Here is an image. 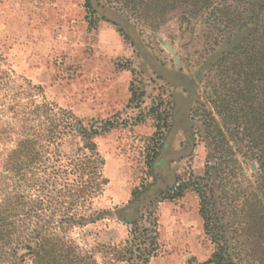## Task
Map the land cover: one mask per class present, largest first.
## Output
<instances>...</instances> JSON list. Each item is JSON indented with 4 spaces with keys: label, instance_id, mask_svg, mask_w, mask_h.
<instances>
[{
    "label": "rangeland",
    "instance_id": "obj_1",
    "mask_svg": "<svg viewBox=\"0 0 264 264\" xmlns=\"http://www.w3.org/2000/svg\"><path fill=\"white\" fill-rule=\"evenodd\" d=\"M90 3L89 11L84 0H0V70L40 85L45 101L104 129L92 141L106 183L76 207L84 216L70 229L81 254L97 264H127L101 246L121 245L130 222L152 212L158 239L147 264L207 260L214 243L203 230L198 195L163 198L177 179L207 174L209 231L228 241L236 264H264L263 175L246 140L228 136L213 93L224 91L227 53L260 26L264 0ZM157 113L169 114L166 126ZM156 132L162 139L147 173ZM83 145L79 136L66 137L62 161ZM49 222L21 221L14 243Z\"/></svg>",
    "mask_w": 264,
    "mask_h": 264
},
{
    "label": "trees",
    "instance_id": "obj_2",
    "mask_svg": "<svg viewBox=\"0 0 264 264\" xmlns=\"http://www.w3.org/2000/svg\"><path fill=\"white\" fill-rule=\"evenodd\" d=\"M84 2L90 11V0ZM253 35L257 37L253 39ZM227 55L230 59L224 72V91L213 92L217 112L227 127L228 136L246 140L250 145V157L256 159L263 175L264 193V14L260 26ZM13 75L0 70V264H97L92 255L81 254L70 229L81 225L75 220L84 216L76 207L106 183L102 175L104 159L92 141L104 129L84 125L70 112L45 101L40 85L23 77L22 81L17 80ZM39 97L41 101L35 104ZM134 97L132 92L131 100ZM160 104L154 108L156 112ZM28 107L31 110L27 111ZM157 114L156 118H162L166 126L169 114L165 113L164 117ZM68 136H79L84 145L67 157V161H62L58 147ZM153 139L154 145L145 155L147 173L158 153L162 133L156 132L150 138ZM40 172L47 176L41 182ZM206 176L177 179L163 198H181L186 191L193 190L199 198L203 230L211 234L214 243L210 257L198 264H236L237 257L230 252L232 247L228 241L209 231ZM48 185L53 188L47 190ZM139 190L134 189L132 196ZM41 216L50 222L33 229L24 244L14 243L18 224L23 220L39 222L43 219ZM55 217L59 218L58 222L53 220ZM130 225L129 237L121 245L101 248L111 250L117 261L147 264L157 249L156 218L149 212L138 216Z\"/></svg>",
    "mask_w": 264,
    "mask_h": 264
}]
</instances>
